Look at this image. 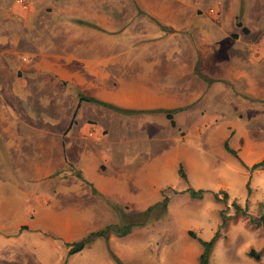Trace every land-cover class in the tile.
<instances>
[{"label":"crops","instance_id":"crops-1","mask_svg":"<svg viewBox=\"0 0 264 264\" xmlns=\"http://www.w3.org/2000/svg\"><path fill=\"white\" fill-rule=\"evenodd\" d=\"M0 24V264H42L26 232L59 264L132 260L120 238L172 196L159 175L207 168L179 135L243 134L242 99L264 117V0H0ZM252 151L247 164L263 157ZM219 164L199 189L242 196ZM208 208L179 228L175 264H199L198 238L221 224L200 237Z\"/></svg>","mask_w":264,"mask_h":264},{"label":"rangeland","instance_id":"rangeland-1","mask_svg":"<svg viewBox=\"0 0 264 264\" xmlns=\"http://www.w3.org/2000/svg\"><path fill=\"white\" fill-rule=\"evenodd\" d=\"M236 108V113L240 115V118L236 120L243 125V128L240 129L244 131L243 134L235 133L228 136L217 130L218 132L214 131L212 134L197 136L198 140L192 139L191 135L183 133L179 135V140L184 146L190 148L197 157H203L202 163L205 168L207 167V170L194 166L188 168L189 172L187 173V168L184 167L186 175L190 179L189 181L181 180L175 168H169L166 172L164 171L159 175L166 183L174 186L164 189L166 195L172 194L169 204L165 206L167 202L161 200V204L159 206L158 204L156 205L155 213L153 211L150 215H143L141 218L142 220L144 219V222L140 225H146L149 222L147 227L137 228L127 238H120L125 252L129 254V259H132L126 260L124 264H164L165 262L163 261L169 259L171 264H175L174 261L178 257L179 245L182 244L179 237V228H185V226L189 225L194 226L196 223L198 224L197 221L201 222L198 216L199 214L201 215L202 206L210 208H208L209 219L204 220L206 223L199 233L200 237L209 239L212 232L208 224L218 220L221 222L217 230L218 237L212 247L213 252L210 254L209 264H264V225L256 226L251 224L246 216L234 215L232 206V201L235 200L242 207L247 205L248 213L254 218L258 219L259 216L264 215V168L256 169L252 172L248 171L223 147V141L229 137L230 147L237 151L242 161L243 154L252 153V150L256 148L262 150L263 157L261 159H263L264 117L260 114L250 116L247 99H242L239 103H236ZM210 125H212L210 122L205 124V126ZM193 137L196 138V136ZM191 160L192 162L194 161L192 158ZM218 163H220L219 168L223 176L228 175V178L233 180L236 185H239V180L243 179L244 191L242 196L234 198L229 194L227 199L217 201L213 197V193L216 190H206L202 199H193L188 194H180L179 191H175V187L185 184L186 181V185L193 184V188L199 189L207 188L208 184L206 181L212 178L221 179V175L217 176L214 175V172H211L212 166ZM245 164L250 166L253 163ZM155 170L159 173V167H156ZM199 179L203 180L200 184L197 182ZM247 181L249 182V193L246 186ZM224 190L222 189L221 191ZM219 196L221 197L222 195L220 194ZM220 211L224 212L226 218L224 224H222ZM153 213L156 221L154 229H152ZM123 226L125 225L122 224ZM134 226H136L135 223L131 228ZM24 237V240L28 242V247L31 248L32 254L35 255L34 258L37 257V260L42 264H59L61 256L53 253L50 249L47 250L46 248L45 250L43 247L41 249L35 245V234L26 232ZM96 242L101 244L102 241ZM250 249L258 252V260L249 255ZM166 255L169 256L166 257ZM26 264H34V260L31 259ZM63 264H66V262ZM67 264H85V262L74 260L69 261Z\"/></svg>","mask_w":264,"mask_h":264},{"label":"trees","instance_id":"trees-1","mask_svg":"<svg viewBox=\"0 0 264 264\" xmlns=\"http://www.w3.org/2000/svg\"><path fill=\"white\" fill-rule=\"evenodd\" d=\"M107 106H109L108 104H106ZM120 110V109H118ZM124 112H129L128 110H122ZM167 117L171 119V114L168 113L167 114ZM223 147L224 149L230 153L231 155H233L248 171L252 172L256 169H262L264 168V158L261 159L260 161H257L255 163H253L252 165L248 166L246 165L238 156L237 154V151L232 149L228 143V139H226L223 143ZM178 174L179 176L184 179V180H187V175H186V172L183 168L182 165L179 166L178 168ZM249 182L247 181V189H248V193L250 191L249 189ZM189 196L193 199H201L204 195V193L206 192V190L204 189H195V188H192V187H189L185 190ZM222 195L221 197L219 195ZM213 197L215 200L219 201V200H225L228 198V193L225 192V191H217V192H214L213 193ZM163 202H167V197L165 196L163 198ZM164 205V204H163ZM166 206V204H165ZM232 206L234 208V215H238V216H246L249 220V222L251 224H254L256 226H260V225H264V215H261L259 216L258 219L254 218L253 216H251L249 213H248V208H247V205L245 206H241L237 201L233 200L232 201ZM220 216L222 218V224H224L225 222V215H224V212L223 211H220ZM132 227V224H127L125 226H123L122 228H118V229H113L118 235H126L130 229ZM110 232V227H107L105 229H102V230H99V231H96V232H91L89 234H87L83 239H81L80 241L78 242H75L71 245V248L69 249V254L71 253H74V252H77L79 250H81L83 247H85V245H87L94 237L96 236H107L108 233ZM189 234L192 236V237H196V234L193 233L192 231H189ZM218 237V231L215 232V234L211 237L210 240H207V241H204L200 238H198V240L202 243L203 245V252L201 253L200 257H199V264H209V256H210V252H211V249L216 241ZM249 255L250 256H253L254 258H256L258 260L259 258V255H258V252H256L254 249H250L249 250Z\"/></svg>","mask_w":264,"mask_h":264},{"label":"built area","instance_id":"built-area-1","mask_svg":"<svg viewBox=\"0 0 264 264\" xmlns=\"http://www.w3.org/2000/svg\"><path fill=\"white\" fill-rule=\"evenodd\" d=\"M213 11V9H210V12H212Z\"/></svg>","mask_w":264,"mask_h":264}]
</instances>
